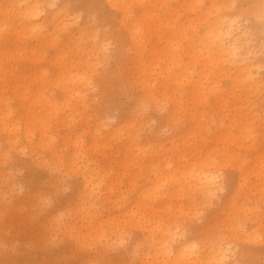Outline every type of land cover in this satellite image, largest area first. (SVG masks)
Masks as SVG:
<instances>
[{
	"label": "rangeland",
	"instance_id": "obj_1",
	"mask_svg": "<svg viewBox=\"0 0 264 264\" xmlns=\"http://www.w3.org/2000/svg\"><path fill=\"white\" fill-rule=\"evenodd\" d=\"M35 1L0 0V264H182L166 229L264 264V62L228 7L261 0Z\"/></svg>",
	"mask_w": 264,
	"mask_h": 264
},
{
	"label": "bare ground",
	"instance_id": "obj_2",
	"mask_svg": "<svg viewBox=\"0 0 264 264\" xmlns=\"http://www.w3.org/2000/svg\"><path fill=\"white\" fill-rule=\"evenodd\" d=\"M39 1L40 0H36L35 3L32 6L29 5V6L26 7V9L24 10V16H23L26 19V20L24 19L25 21L31 22L33 19H37L40 16L41 12L44 9L41 8ZM107 1L109 3H111V4H116V0H107ZM14 4H16L14 2V0H9V5L10 6H13ZM23 6H24V4H23ZM19 8H22V7L19 6L18 9ZM10 9H9V11H11V12H13L15 14L16 8H15V10H14V8H13V10H10ZM19 11H20V9H19ZM53 16L56 18L57 13H54ZM39 18H41V16ZM38 21H39V19H38ZM55 22H56V20H55ZM218 22H219V20H215L214 25L207 32L208 37L211 38V40H210L211 41V44L213 46H216L218 48V51L221 52L215 58H212L210 56L209 57V61H211V62L212 61H216V60L218 62H221L223 60L222 59V57H223V51H225L226 49H228L227 50V54H231V53L235 52V47L234 46H228V48H225V46H224L225 45L224 38H225V35H227V32L226 31H223L222 29H220V26L218 25ZM59 23H60V25H64L65 28H68V25L69 24L68 23H65L63 20H61ZM59 23H58V25H59ZM41 24H43V22H36V23H34V26L33 25L32 26L35 27L36 29H38V27L41 26ZM131 35L133 37L136 36L135 35V32H133V31H132V34ZM235 56H236V54H235ZM172 59H173L172 60V63L176 61L175 60L176 59L175 56H173ZM90 60L91 59L88 60L87 67L90 66V63H91ZM70 80H71V82L74 85H78V86H80L82 83H88V81H87L88 80V77H86V76L84 77V76H82L80 74H72L71 77H70ZM80 80H81V82H79ZM73 95H79L81 98H83V95L80 93V90H77ZM10 132L14 134V132H12V131H10ZM14 135H16V134H14ZM12 140H9V141H12ZM12 142L15 143L16 140L14 139V141H12ZM84 173H86V172H84ZM87 173H89V172H87ZM91 178L92 177L89 174H84L83 175V179H84V182H85L86 185H89L92 182ZM193 178L195 179V181H197L198 183H200V187L202 189H205V191H210L211 188H210L209 184L214 181V177L211 174H208V173H206L204 171V172L195 174L193 176ZM162 235H163L164 238L160 241L161 248H164L165 249V252H166V255L168 257H172L173 260L176 263H182V264H201L204 261H207L210 264H212L213 262H221L222 259H223V256H222L223 253L221 254V248L219 246L218 247L213 246V248L210 251H208L207 256H206V260H202L201 254L198 251L197 246L195 248L192 247V245H196V243H190V244L185 245L186 242H183L179 246L178 251L177 252H174L173 251V248H171L170 245H169L170 240L167 238L168 235H169V230L168 229L164 230L163 233H162Z\"/></svg>",
	"mask_w": 264,
	"mask_h": 264
},
{
	"label": "snow or ice",
	"instance_id": "obj_3",
	"mask_svg": "<svg viewBox=\"0 0 264 264\" xmlns=\"http://www.w3.org/2000/svg\"><path fill=\"white\" fill-rule=\"evenodd\" d=\"M228 7L230 10L229 14L233 17V25H239L240 31L244 33L245 37L249 38V40H259L260 58L261 61L264 62V0H261L258 20L256 22L253 21L249 12V9L253 7L252 5L245 3H233ZM192 247L195 248L196 245H192ZM231 248L232 245L228 244L226 251H230ZM224 264H243V261L227 260Z\"/></svg>",
	"mask_w": 264,
	"mask_h": 264
}]
</instances>
